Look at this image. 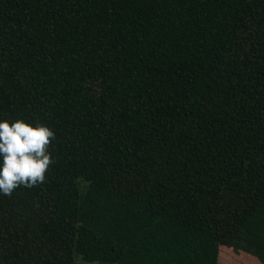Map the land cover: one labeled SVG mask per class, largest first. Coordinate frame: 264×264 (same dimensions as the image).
Instances as JSON below:
<instances>
[{
  "label": "trees",
  "instance_id": "1",
  "mask_svg": "<svg viewBox=\"0 0 264 264\" xmlns=\"http://www.w3.org/2000/svg\"><path fill=\"white\" fill-rule=\"evenodd\" d=\"M18 119L54 163L0 195V264H264V0H0Z\"/></svg>",
  "mask_w": 264,
  "mask_h": 264
},
{
  "label": "clouds",
  "instance_id": "2",
  "mask_svg": "<svg viewBox=\"0 0 264 264\" xmlns=\"http://www.w3.org/2000/svg\"><path fill=\"white\" fill-rule=\"evenodd\" d=\"M55 139V132L42 123L0 121V195L10 198L17 188L45 182L54 163L49 148Z\"/></svg>",
  "mask_w": 264,
  "mask_h": 264
},
{
  "label": "crops",
  "instance_id": "3",
  "mask_svg": "<svg viewBox=\"0 0 264 264\" xmlns=\"http://www.w3.org/2000/svg\"><path fill=\"white\" fill-rule=\"evenodd\" d=\"M83 264L85 263L83 262ZM91 264H96V263H91ZM217 264H241V263L238 260H235L226 250H220L218 254Z\"/></svg>",
  "mask_w": 264,
  "mask_h": 264
},
{
  "label": "rangeland",
  "instance_id": "4",
  "mask_svg": "<svg viewBox=\"0 0 264 264\" xmlns=\"http://www.w3.org/2000/svg\"><path fill=\"white\" fill-rule=\"evenodd\" d=\"M74 258H75L74 264H83V261L80 259V257L78 255L74 254ZM85 264H87V263H85Z\"/></svg>",
  "mask_w": 264,
  "mask_h": 264
}]
</instances>
